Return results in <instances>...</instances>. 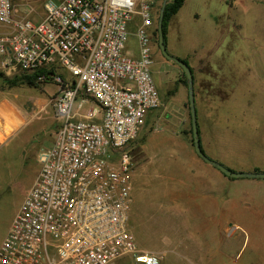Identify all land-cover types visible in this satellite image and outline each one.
<instances>
[{
	"label": "built area",
	"instance_id": "2783aa9c",
	"mask_svg": "<svg viewBox=\"0 0 264 264\" xmlns=\"http://www.w3.org/2000/svg\"><path fill=\"white\" fill-rule=\"evenodd\" d=\"M163 1L0 0V69L42 71L57 120L0 264H160L130 229L128 147L161 105L152 39Z\"/></svg>",
	"mask_w": 264,
	"mask_h": 264
},
{
	"label": "rangeland",
	"instance_id": "374dc122",
	"mask_svg": "<svg viewBox=\"0 0 264 264\" xmlns=\"http://www.w3.org/2000/svg\"><path fill=\"white\" fill-rule=\"evenodd\" d=\"M231 2L185 0L166 22L165 47L192 68L206 155L234 171H264V103L236 102L232 96V101L204 100L215 92L208 90L214 76H221V82L227 80L228 90L224 91L228 93L240 80V89L233 91L235 98L236 93L244 92V80L253 87L264 80V0ZM158 20L159 13L154 23ZM152 43L153 78L161 99L160 107L152 113H161L169 130L164 122L155 120V114L149 115L128 147L132 173L144 183L158 173L179 178L178 187H184L185 192L211 193L216 202H204L197 217H184L192 225L185 227L187 223L181 221V231L133 228L139 248L163 249L153 251L160 256V264H264V177L233 178L213 165L209 166L216 171L215 181L183 173L190 160L202 161L190 134L183 133L189 129L186 75ZM252 72L261 79L255 80ZM11 78L0 69V91L15 107L0 102V243L38 174L37 152L52 144L57 129L52 102L38 110L33 106L27 116L17 112L18 107L32 108L34 99L54 93L55 86L11 85L7 82ZM174 160L182 162L179 174L172 170ZM118 263L137 264L129 256Z\"/></svg>",
	"mask_w": 264,
	"mask_h": 264
},
{
	"label": "crops",
	"instance_id": "0c3cea01",
	"mask_svg": "<svg viewBox=\"0 0 264 264\" xmlns=\"http://www.w3.org/2000/svg\"><path fill=\"white\" fill-rule=\"evenodd\" d=\"M236 1L237 0H232L231 4L235 3ZM3 30H4V27L0 25V32ZM253 73L254 72H252L251 74ZM252 77L253 78L255 77V80L261 79L260 74L258 73L256 75L253 74ZM221 79H223L221 76L218 78L214 76L209 79L211 84L208 87V90L212 88L215 90V92H213L212 96L204 97V100H216V101H232L233 100L236 102L264 103V80H262L260 84L257 82L256 87H253V84L251 83H248V84L245 83V80H244L243 81L244 87H245V89H243L244 92L242 90L243 93H239V94L236 93L237 97L235 98L233 97V91L240 89L238 88L240 80L237 79L238 82L236 81L237 83H235L236 87H234V90L232 92L228 93L227 91H224L225 88L226 90H228L226 87L227 80L221 82ZM48 85H52V84H48ZM9 94L10 93L7 92V95ZM44 95L42 97L34 99L31 102L32 108L29 107V109H26L23 106L18 107L17 112H19L21 116H27L29 113H31L34 110L33 106H35L37 110L44 108L47 104V101H50V98L53 95V93L49 95L46 94V97ZM231 96H232V100H230ZM196 97H197V94L195 93L194 99H196ZM3 100L7 101V103L10 106L15 108L13 103H11V101H8L7 98L3 96V93L0 91V102ZM195 105H196V111H197V116H198L197 104ZM151 114H155L154 115L155 120L159 122H164L165 129L169 130V127L167 124L168 121L162 117L161 113L160 114H158V112L152 113L151 111L149 115ZM149 115H147L146 121H148ZM13 128H14V123L10 125V129H13ZM160 149L163 150V148H160ZM203 151L205 152V149ZM203 162L205 161L204 160L202 161L190 160L188 162V166L183 167L180 165L182 164V162L174 160L173 163L175 164H172L171 166L174 167L172 170L176 174H179L181 172L180 168L183 167L186 169L183 173H187L190 175L193 174L195 176L201 175L205 177L207 181H209L211 177L214 178L213 181H215L216 179L218 180L216 171H214L209 166L212 164L207 163V162H205L207 164H204ZM172 170L170 172H172ZM130 177H131V182L133 185V189L131 190L132 209L130 210V219H129L131 230L133 228H137V230H140V229H146L151 226H155L156 227L155 229L160 230V232L161 231H172V230L181 231L182 229H184L182 227L183 225L181 221L187 223L185 224V227L192 225V222H190L188 219L184 220V217H188V216L197 217L200 211H202L204 208V202H210V201L216 202L215 198L213 197V194L211 193L197 194L194 192H185L186 190H183L184 187H178L179 178H177L176 180V178L174 177L158 173L153 177L151 182L144 183V181H138L139 180L138 175H136V173L134 172L132 173V171H131ZM190 180L193 181L194 179H190ZM147 187H150L151 189L149 191H146ZM160 236H163V235L161 234ZM147 250L151 252L155 251L156 253L163 252V249L161 250L160 248H157V247H152Z\"/></svg>",
	"mask_w": 264,
	"mask_h": 264
},
{
	"label": "water",
	"instance_id": "95a60500",
	"mask_svg": "<svg viewBox=\"0 0 264 264\" xmlns=\"http://www.w3.org/2000/svg\"><path fill=\"white\" fill-rule=\"evenodd\" d=\"M172 0H164L160 6L159 11V20L158 23V45L160 47V50L162 54L171 61L176 62L179 67L184 71L186 75V84L188 89V104H189V112H190V120H191V126H192V142L193 146L196 152V155H198L202 160H204L207 163H210L214 165L217 169H219L222 174L233 177V178H263L264 177V171H234L233 169L223 165L222 163L215 161L214 159L210 158L206 155V153L202 150L201 144H200V138H199V131H198V124H197V111H196V105H195V92H194V84H193V72L191 67L182 59H180L178 56L171 55L167 52L165 43H164V34L162 32V25L161 22L163 20V12L165 9V6L167 2H171Z\"/></svg>",
	"mask_w": 264,
	"mask_h": 264
},
{
	"label": "trees",
	"instance_id": "16d2710c",
	"mask_svg": "<svg viewBox=\"0 0 264 264\" xmlns=\"http://www.w3.org/2000/svg\"><path fill=\"white\" fill-rule=\"evenodd\" d=\"M183 2H185V0H172L171 2L167 3L166 6H165V9H164V12H163V20L161 22L162 32L164 34V39H163L164 40V43L166 41L165 39H167L166 38V22L183 5ZM154 24H155V26H154V30H153V39H152V42L154 41L157 44V47H159L158 41H157V39H158V23H154ZM183 61H185V60H183ZM40 72H42V71H38V72H36L34 74H29V75L27 73H21V74H18V75L13 76L7 82L9 84H11V85H16L19 82V83H26L28 86L38 87V86H41L43 84V83H39L38 81H36V74H39ZM190 116L191 115H190V112H189V129L188 130H184L183 133L184 134L189 133L190 134L189 135L190 136V141L192 142V135H193V133H192V126H191ZM145 123H146V121H145ZM197 124H198L199 134L201 135V129H200L199 123L197 122ZM200 135H199V138H200L201 148H202V150H204L203 149V146H202V143H201V137H200ZM192 145H193V142H192Z\"/></svg>",
	"mask_w": 264,
	"mask_h": 264
},
{
	"label": "flooded vegetation",
	"instance_id": "af4514ba",
	"mask_svg": "<svg viewBox=\"0 0 264 264\" xmlns=\"http://www.w3.org/2000/svg\"><path fill=\"white\" fill-rule=\"evenodd\" d=\"M153 44V43H152Z\"/></svg>",
	"mask_w": 264,
	"mask_h": 264
}]
</instances>
